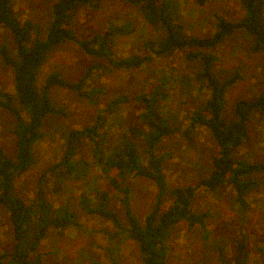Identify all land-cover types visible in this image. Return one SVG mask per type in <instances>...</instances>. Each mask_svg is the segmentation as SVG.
Returning a JSON list of instances; mask_svg holds the SVG:
<instances>
[{
	"label": "rangeland",
	"instance_id": "obj_1",
	"mask_svg": "<svg viewBox=\"0 0 264 264\" xmlns=\"http://www.w3.org/2000/svg\"><path fill=\"white\" fill-rule=\"evenodd\" d=\"M15 16L22 22L30 21L35 26L32 40L45 39L56 0H14ZM182 20L188 34L198 37L210 36L217 30L216 14L229 21H237L246 15L239 0H179ZM261 21L264 25V6ZM111 26L125 27L123 33L113 37L112 51L118 57H128L143 51V43L163 36L162 31L144 18L137 6L126 0H101L97 7H78L69 19L68 27L81 40L105 33ZM254 37L244 30L227 35L214 48L192 50L210 52L216 56L214 74L220 79L237 71L240 78L227 90L224 115L231 118L238 100L254 99L264 90V51L252 50ZM6 46L15 55V40L7 28H0V47ZM95 65H98L96 67ZM90 67L83 91L55 84L49 89V97L58 110L45 119L44 138L34 144L35 161L30 169L15 183V193L31 201L37 195L43 172L65 154L67 138L73 129H82L96 122L99 113L116 97L124 96L122 103L106 115L104 151L120 145L122 134L134 142L141 160L148 164L147 142L140 134L129 133V128L146 129L140 114L143 104L138 100L142 93L151 91L160 84L161 78L169 83L168 97L164 102L165 112L176 131L164 138L156 148L163 157V169L170 189L177 186L196 185L208 176L213 168V157L219 147L205 127L192 131V139L186 134L192 110L203 105L210 89L197 79L202 63L188 59L185 50L155 56L140 68H117L108 59L86 53L73 39L59 44L38 69L36 84L42 89L50 75L78 82ZM0 88L14 92V69L0 53ZM27 117L26 110L22 109ZM13 114L0 108V146L10 157L16 155V137ZM260 132L258 150L249 156L264 155V122L257 128ZM122 147V145H120ZM249 151L246 150V152ZM88 162L87 172L80 177L65 176L60 189L51 181L47 187V198L55 207L67 206L77 214L78 224L62 229L52 228L41 242L38 252L45 264H144L138 243L128 232L111 219L89 213L82 206V197L97 205L98 194L107 195L108 208L124 223L123 192L109 178L102 165L96 162L94 145L83 138L75 156ZM113 174L115 172H112ZM264 180V174L254 175ZM116 181L129 187V201L133 213L144 221L157 200L158 187L153 179L145 176L116 175ZM247 206L236 201L233 187L215 192L200 187L193 203L195 212H205V227H191L183 221L176 225L167 240L169 255L167 264H235L239 254V240H244L249 254L247 264H264V191L247 196ZM166 205L170 197L166 196ZM208 234V235H207ZM14 241V229L7 208L0 204V252Z\"/></svg>",
	"mask_w": 264,
	"mask_h": 264
},
{
	"label": "trees",
	"instance_id": "obj_2",
	"mask_svg": "<svg viewBox=\"0 0 264 264\" xmlns=\"http://www.w3.org/2000/svg\"><path fill=\"white\" fill-rule=\"evenodd\" d=\"M100 1L56 0L47 37L43 40H32L35 25L28 20L22 22L15 16L14 0H0V28H7L11 32L16 46L15 55H11L6 46L0 47L4 61L14 69L15 86L14 92L0 88V108L13 114L16 119L15 157H10L0 146V204L9 211L14 229V241L10 247L0 252V264H45L38 248L49 230L67 228L79 223L77 214L69 211L67 206L55 207L50 202L47 198V187L51 181L56 189L65 176L80 177L84 171L87 172L88 162L75 158L82 139L86 137L94 145L96 162L104 167L113 184L123 192L121 201L125 208L126 221L121 223L118 215L108 208L105 193L98 194L100 202L97 205L91 204L89 199L83 196L82 206L87 212L111 219L122 230L127 231L129 237L138 243L144 264H167V240L179 223L186 221L191 227L201 225L206 230L207 213H197L193 209L201 186L213 192L233 187L236 201L244 207L248 205L247 196L253 192L264 191V180L254 176L257 173L264 174V155L253 158L249 156V153H255L259 149L257 144L260 132L257 128L264 122V90L254 99L238 100L233 116L225 117L227 90L241 76L237 71L227 78L220 79L213 71L216 56L210 52L192 50L217 47L227 35L240 29L254 37L253 51H264V25L261 21L264 0H239L246 10V15L237 21H229L216 14L217 30L205 37L186 32L179 0H126L137 6L146 21L161 30L163 36L145 41L141 53L121 58L112 51L113 37L117 33L125 32V27L111 26L105 33L96 34L86 40L78 39L68 27L69 19L78 7H97ZM207 1L199 0L201 4ZM67 39L76 41L89 55L108 59L117 68H140L154 60L155 56L170 55L177 50H185L188 59L200 61L202 69L197 74V79L207 85L210 94L203 105L192 110L185 132L192 139V131L205 127L214 137L219 151L213 157L210 174L196 185L170 189L163 169V157L156 154L158 144L176 131L164 107L169 83H165V78H161L159 85L138 96V100L143 104L140 117L147 128L138 129L132 126L128 130L129 133L142 135L146 140L148 164L142 162L139 151L126 133L120 138L122 147L111 146L110 152L104 151L103 124L106 115L122 103L124 96H119L102 109L94 124L82 129H73L69 133L64 156L43 172L37 195L31 201L18 196L15 193V183L35 161L33 147L44 138L45 119L49 114L58 111L49 97L50 87L58 84L83 91V84L88 79L90 70L94 68L90 67L84 78L78 82H70L59 73H54L49 76L42 89L38 87V69L45 63L48 55ZM23 108L28 114L27 117ZM130 174L153 179L158 187L156 203L144 221L131 209L129 187L123 188L116 181V175L126 177ZM57 188L60 189V186ZM167 195L170 199L166 205ZM238 247L239 254L235 264H247L249 250L246 242L239 240ZM113 264L124 263L114 261Z\"/></svg>",
	"mask_w": 264,
	"mask_h": 264
}]
</instances>
